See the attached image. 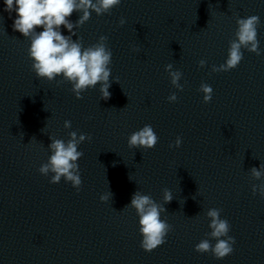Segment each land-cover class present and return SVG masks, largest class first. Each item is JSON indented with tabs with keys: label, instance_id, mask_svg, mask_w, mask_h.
Listing matches in <instances>:
<instances>
[{
	"label": "clouds",
	"instance_id": "obj_1",
	"mask_svg": "<svg viewBox=\"0 0 264 264\" xmlns=\"http://www.w3.org/2000/svg\"><path fill=\"white\" fill-rule=\"evenodd\" d=\"M121 0H4V11L11 14L16 13L13 21V30L21 33L25 38L30 39V47L27 50L28 57L32 61L31 68L38 78L55 80L62 77L60 82H68L72 85L71 91L77 99H82V93L90 88L99 85L101 99L110 98L111 87L110 77L112 63V52L107 47L106 36H100L99 41L88 47H83L79 38L72 39L76 35L74 28L82 26L87 22L92 12L100 16L110 14L112 9L118 7ZM81 13L79 19L73 23L69 17L72 14ZM122 26L125 23L123 18L119 21ZM237 29L234 39L229 41L228 55L226 61L217 67L212 66L213 72H227L238 67L243 59L242 49L261 54L259 40L257 39V28L260 25V17L251 15L246 18H237ZM67 29L70 35H63L61 27ZM42 28V31L37 29ZM205 60L199 61V66L204 67ZM172 64L165 66L171 84L182 91L183 86L179 83L182 73L179 70L173 71ZM198 91L203 93V102L209 103L212 99L213 89L206 83H201ZM169 102H175V93L168 97ZM64 128H71V121L64 122ZM69 139L64 141L49 136L51 143L48 149L51 154L46 163L41 164L38 171L44 176L51 174L50 183L57 184L61 178L79 191L82 184L78 161L84 155L78 147L85 140L92 137L86 134H77L76 131L68 133ZM129 148L152 149L158 143V136L151 125H144L141 129L133 132L128 137ZM182 139L177 137L174 144L169 147L179 148ZM251 176L255 180L264 177V164L259 168L250 169ZM130 178V177H129ZM131 179V178H130ZM252 192L255 195L259 192L264 197V182L259 185H252ZM112 193L101 195V201H107ZM173 199L168 189L163 191V204L157 203L150 195L136 191L131 198L130 204L125 208H132L138 216L139 233L142 236L140 247L151 252L166 242L168 233L172 226L166 219L161 218V213L166 212L164 204L170 203ZM221 209L210 208L206 217L211 229L194 246L197 253L211 254L218 260L225 258L233 252L235 238L228 235L230 224L228 220L221 218ZM214 239L213 245L210 241Z\"/></svg>",
	"mask_w": 264,
	"mask_h": 264
}]
</instances>
